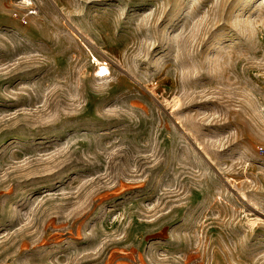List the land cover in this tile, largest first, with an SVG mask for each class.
Returning <instances> with one entry per match:
<instances>
[{"label":"rangeland","instance_id":"rangeland-1","mask_svg":"<svg viewBox=\"0 0 264 264\" xmlns=\"http://www.w3.org/2000/svg\"><path fill=\"white\" fill-rule=\"evenodd\" d=\"M0 264H264V0H0Z\"/></svg>","mask_w":264,"mask_h":264},{"label":"built area","instance_id":"built-area-1","mask_svg":"<svg viewBox=\"0 0 264 264\" xmlns=\"http://www.w3.org/2000/svg\"><path fill=\"white\" fill-rule=\"evenodd\" d=\"M99 63H100V62H99ZM103 63H105V62H103ZM97 68H99V67L97 66ZM97 72L99 73L100 76H102V75H103V76H104V75H108V73L105 74V73H100L99 71H97Z\"/></svg>","mask_w":264,"mask_h":264},{"label":"bare ground","instance_id":"bare-ground-1","mask_svg":"<svg viewBox=\"0 0 264 264\" xmlns=\"http://www.w3.org/2000/svg\"><path fill=\"white\" fill-rule=\"evenodd\" d=\"M24 3H25V2H24ZM97 77H98V78H102V77H105V75H104V76H103V75L100 76L99 73L97 72Z\"/></svg>","mask_w":264,"mask_h":264}]
</instances>
